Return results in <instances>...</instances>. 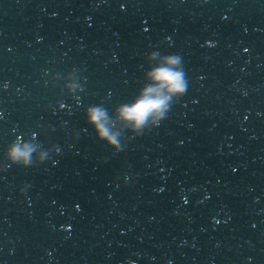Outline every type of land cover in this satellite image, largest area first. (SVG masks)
<instances>
[{"label": "water", "instance_id": "1", "mask_svg": "<svg viewBox=\"0 0 264 264\" xmlns=\"http://www.w3.org/2000/svg\"><path fill=\"white\" fill-rule=\"evenodd\" d=\"M152 50L188 89L113 153L83 107L131 99ZM4 82L0 151L61 152L0 171V264H264V0H0Z\"/></svg>", "mask_w": 264, "mask_h": 264}, {"label": "clouds", "instance_id": "2", "mask_svg": "<svg viewBox=\"0 0 264 264\" xmlns=\"http://www.w3.org/2000/svg\"><path fill=\"white\" fill-rule=\"evenodd\" d=\"M143 64L147 65L146 70L142 71L144 83L131 99L116 105L111 112L103 103L83 107V119L87 126L84 131L90 130L95 139L109 147L113 153H119L125 147L122 132L116 130L117 125L127 131L129 139L141 136L149 128L158 126L166 119L173 103L188 89L189 81L180 54H165L152 50L144 54ZM44 74L47 75V72ZM52 79L54 81L55 77ZM8 87L7 82L0 84V88ZM64 88L68 93H72L78 85L68 77ZM75 99L79 106L80 97ZM59 107L63 109L65 105L60 103ZM60 152V147L56 145L45 147L40 143L36 132L28 136L17 134L15 139L0 151V171L13 166L32 167L50 160L53 154ZM127 180L128 177L125 176L124 182ZM25 190V187L19 189L21 194H24ZM128 264L134 262L129 261Z\"/></svg>", "mask_w": 264, "mask_h": 264}]
</instances>
